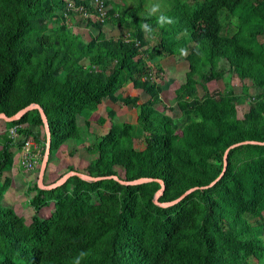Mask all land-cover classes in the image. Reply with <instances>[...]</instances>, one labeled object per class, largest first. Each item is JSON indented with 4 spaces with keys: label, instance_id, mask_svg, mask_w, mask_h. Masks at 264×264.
Wrapping results in <instances>:
<instances>
[{
    "label": "trees",
    "instance_id": "16d2710c",
    "mask_svg": "<svg viewBox=\"0 0 264 264\" xmlns=\"http://www.w3.org/2000/svg\"><path fill=\"white\" fill-rule=\"evenodd\" d=\"M75 1L91 13L78 23L98 29L89 40L69 24L73 10L67 0H0V112L9 115L39 103L51 127V161L68 138L85 140L77 114L110 98L135 108L137 122L122 121L106 107L108 117L98 120L110 119L111 127L87 145L98 153L87 172L163 179L160 201L198 187L163 207L154 201L161 187L157 180L125 185L74 174L53 188L36 180L28 190L34 191L31 224L3 199L13 184V147L20 149L30 135L42 145L41 131L26 122L44 126V121L38 108L15 120L0 119L5 127L0 133V264H75L81 252L80 264H264V142L231 147L222 177L204 186L223 170L231 144L264 141V89L240 117L233 89L214 95L208 87L210 80L242 70L232 61L239 54L250 62L251 83L264 88V0H169L171 6L159 14L146 9V0H125L132 6L107 0L104 18L95 0ZM162 15L173 22L161 25ZM107 22L124 26L127 34L110 37ZM156 28L160 39L149 53L148 38ZM169 56L189 65L174 90V101L190 119L184 128L165 107L155 106L162 103V86L148 57L157 58L161 71L160 60ZM128 82L149 98L138 102L137 96L116 94ZM242 87L247 91L248 84ZM46 137L45 132L44 144ZM141 137L146 146L138 149L135 139ZM100 191L105 194L99 204L87 208L84 194ZM51 202L56 211L45 216L41 210Z\"/></svg>",
    "mask_w": 264,
    "mask_h": 264
},
{
    "label": "rangeland",
    "instance_id": "374dc122",
    "mask_svg": "<svg viewBox=\"0 0 264 264\" xmlns=\"http://www.w3.org/2000/svg\"><path fill=\"white\" fill-rule=\"evenodd\" d=\"M68 6H70L73 10V12L69 15V24L74 23L73 29L76 31H81L83 32V36L85 39H89L91 36V31H97L96 28H87L88 26L85 25H80L78 22H80L81 20H86L89 15L85 12V8H76V6H73L74 3H76L75 0H67ZM107 1V0H106ZM122 1V0H119ZM124 3L127 4V6H132L133 1H130L127 3V1L123 0ZM72 4V5H71ZM159 6L158 10H156L155 12L153 11V7L154 6ZM170 1L169 0H146V9L150 10L151 12L155 13V14H159L163 11H165L168 7H170ZM72 17L74 19H72ZM112 23V22H111ZM76 25V26H75ZM83 26V27H80ZM110 32L108 31V35L113 36V34L115 35L114 37H118L120 35L121 32H119L118 28H115L114 25L110 24ZM107 30V29H106ZM120 31H122V34H127V29L123 26H121ZM158 28L153 29V36L149 37V53L153 52V48L152 46L155 45L156 43H158L159 39H160V34L157 32ZM262 39H264V34L261 36ZM232 61L236 64H240L242 66V70L239 72L237 69L235 70V72H232L229 76L225 77V78H218V79H212L208 82V87H209V91L214 94V95H218V93L226 88L229 87L231 89H233L235 91V93L237 94V112L238 115L240 117H242L244 115V111H246L250 105V103L252 102V100H254L253 95H255V93H257L260 90H263V87H259V86H254L251 83V79L249 78V75L251 73L250 71V62L247 61L246 59H244L241 55L239 54H233L232 55ZM157 60V58H150L148 57V61L149 64L152 65V69L153 71V78L162 85V91H161V99H163V103H159L157 105V108L159 110H164L165 107V113L170 114L174 117L176 123H178V125H180L182 128H184L186 126V124L190 121L189 117L183 113L177 106V103L174 101V89L176 86H178L179 82H182L185 80V69H187L189 67L188 65V61H183L180 59H177L176 56H169L167 58H164L162 60H160V62L162 63V70L158 71V69L160 67H158L155 64V61ZM246 83L248 84V89L247 91H243V87L242 84ZM178 84V85H177ZM203 93V89L202 87L198 84V94H202ZM140 102V100H139ZM129 108V113L127 114L128 117L131 118V121H133L134 119H136L134 112L135 109L133 107H128ZM125 109V108H124ZM99 116V115H98ZM129 118V119H130ZM121 119V118H120ZM127 119V118H124ZM123 121V120H122ZM83 122V121H82ZM26 125L32 126L34 129L36 130H40L41 131V136L40 137V141H42V145H40L42 148L43 146L46 147V144H44V136H45V129L43 125H36L32 123V120L30 119L29 121L26 122ZM99 125V124H97ZM5 129L4 124L0 121V133L3 132ZM135 146L137 148H144L145 147V139L144 137L141 138H136L135 139ZM83 148V147H82ZM85 152V151H83ZM42 153V152H41ZM89 157H91L90 154L86 153ZM44 155V152H43ZM43 155H41V161L43 158ZM41 161L37 164V166L34 168L36 169V172L31 173V171H28L29 169L25 168L24 165H21L19 167V169L24 172L25 174L23 175L22 180V187H16L17 190V194L16 195H10V199L6 201V206L8 207H15L16 210H18L19 213L23 214L27 220V222L29 223H33L32 220V215L34 213V207L29 203V197L31 195V192L28 191V180H30V178L32 177L33 181L35 179H38V175H39V170H40V165H41ZM82 162V161H81ZM80 164V163H79ZM87 168V167H86ZM81 169L85 172H87V169ZM116 169L121 173L122 176H124V169L121 166H117ZM68 169L67 168H63L60 166L59 162L53 160L51 164H49L48 166V174H45V182H52L55 181L56 179H58V177H60V175L64 174ZM18 186V184H17ZM104 190V189H103ZM102 194H105V192L100 191L99 193H85L84 194V198H83V202L84 205L87 208H91L93 206H96L99 204L100 202V196ZM15 197V198H14ZM5 199V198H4ZM4 201V200H3ZM42 213L45 216L51 215L54 211H56V204L54 202H51L48 205H45L42 208ZM261 222H264V211L262 212V217H260ZM255 260V258H253V261Z\"/></svg>",
    "mask_w": 264,
    "mask_h": 264
},
{
    "label": "crops",
    "instance_id": "0c3cea01",
    "mask_svg": "<svg viewBox=\"0 0 264 264\" xmlns=\"http://www.w3.org/2000/svg\"><path fill=\"white\" fill-rule=\"evenodd\" d=\"M116 1L121 3L122 5L125 4L123 0L122 1L116 0ZM87 12L89 13V11H87ZM89 14H91V13H89ZM110 24L114 25L115 28H118L119 32H121L120 35H122V31H120V28H121L122 25H120L118 23L107 22L105 24V29H107V31L109 33H111L110 30H109L110 29V27H109ZM80 27H83V26H80ZM87 28H96V27L92 25V26H89ZM76 32H80L83 35V32H81V31H76ZM97 32H98V29H97L96 32L94 30L91 31L90 38L92 37V34H95ZM114 36L115 35L113 34V37ZM110 37H111V35H110ZM89 39H87V40H89ZM180 83L181 82H179L178 84H180ZM116 94H120L122 96H125L127 94L128 95H132V96H137L138 97V102H139V100H140V102H144V101H146L149 98V96L146 94V92H144L143 90H141L139 88H134L132 83H130V82L125 84ZM162 103H163V99H162ZM157 104H159V103H157ZM157 104L155 105L156 108H157V106H159ZM108 106L112 107L116 111L117 116H119V118H121V120L127 121V122H132V123H136L137 122L138 115L136 114V109L135 108H134L135 109L134 115H135L136 119L131 121V118L127 116V114H130L129 113L130 110H129L128 106H122L120 104V102H113L110 98H104L103 101L100 102L97 105L96 108H94L92 110L85 109V110H83V111H81L80 113L77 114V116H78L77 117V122H78V124H79V126L81 128V133H82L83 137L85 138V140L83 142H78L74 138H68L60 146V148L57 151L55 157L50 161L49 164H51L52 161L55 160V161L59 162L61 167L67 168L68 170H70V166H72V165H74V168H77V169H85L88 166V164L90 163V161L94 157H96L97 154H98L96 152L90 151L88 149L87 145L90 144V143L96 142L111 127L110 119L107 118V121L104 124H100V122L98 120L99 117H108L107 116V112H106V107H108ZM124 118H127V119H124ZM97 124H99V125H97ZM145 146H146V143H145ZM17 149H18L17 147H13V151H14V154H15V166L13 167V184L9 188V190L5 193V196H4L5 199H3L4 200L3 201L4 204H6V201L10 199V195L17 194L16 193L17 192L16 187H19V186L22 187V185H23L21 179L23 178V175L25 173L22 172L19 169V167L21 165H23V164L18 159L19 155H18V153H16ZM138 149H140V148H138ZM83 151H85L86 153L90 154L91 157H89ZM34 168L29 169L28 171H31V173H33V172L35 173L36 169H34ZM46 173L47 174L49 173L48 172V168H47ZM36 180L37 179H35L34 181H36ZM34 181H33L32 177L30 178V180H28V183H29L28 184V190H29V186L34 184ZM17 184H18V186H17ZM14 192H15V194H14ZM33 192L34 191H32L31 194Z\"/></svg>",
    "mask_w": 264,
    "mask_h": 264
},
{
    "label": "water",
    "instance_id": "95a60500",
    "mask_svg": "<svg viewBox=\"0 0 264 264\" xmlns=\"http://www.w3.org/2000/svg\"><path fill=\"white\" fill-rule=\"evenodd\" d=\"M33 108H38L40 115L44 121V129H45L46 136H47L46 137V147H45L44 155H43V158L41 161L39 175H38V179H37L39 186L42 188H53V187L59 186V185L63 184L70 176H72L74 174H77V175H79L85 179H88V180H94V179L101 180V179H107V178H114L117 181H119L120 183L125 184V185L140 184V183H145V182L157 180L161 183V187L157 191L155 198H154V201L156 204H158L160 206L168 207V206H171V205H174V204L180 202L182 198H184L187 194H189L191 191H193L194 189H196L198 187V186H192V187L188 188L178 198H176L172 201H160V196L164 193L165 188H166V184H165V181L163 179H155L152 177H141V178H137V179H133V180H127L125 178L120 177L117 174L110 175V176H97V175H93L89 172H85L83 170L73 168V169L66 171L64 174H62L55 181L45 182V174H46V170L48 168V165L50 162V156H51L52 132H51V127L49 124L48 117L46 116V113H45L43 107L37 102H31V103L27 104L26 106L18 109L13 114L7 115L4 112H0V119H4L5 121L18 119L24 112H26L30 109H33ZM248 142H264V141H260V140H256V139H245V140H241V141H238V142L231 144L225 152V157H224L225 161H224L223 170L215 179H213L210 183H208L204 186L213 185L218 179H220L222 177V175L224 174V172L227 168L228 155H229L230 148L233 146H236V145H239L242 143H248Z\"/></svg>",
    "mask_w": 264,
    "mask_h": 264
},
{
    "label": "built area",
    "instance_id": "2783aa9c",
    "mask_svg": "<svg viewBox=\"0 0 264 264\" xmlns=\"http://www.w3.org/2000/svg\"><path fill=\"white\" fill-rule=\"evenodd\" d=\"M99 10V17L104 18L107 17V9H106V0H95ZM72 5V4H71ZM73 6H76L74 3ZM78 9L79 7L76 6ZM81 8H84L83 6ZM87 12V9H85ZM11 132L13 135H18L17 127L14 126L11 128ZM39 141L32 135L28 136L23 144V146L17 149L19 155V161L28 169H32L37 166V164L41 161V155H43V148L40 146ZM42 152V153H41Z\"/></svg>",
    "mask_w": 264,
    "mask_h": 264
},
{
    "label": "clouds",
    "instance_id": "9594fccd",
    "mask_svg": "<svg viewBox=\"0 0 264 264\" xmlns=\"http://www.w3.org/2000/svg\"><path fill=\"white\" fill-rule=\"evenodd\" d=\"M158 5L157 6H154L153 7V11L155 12L156 10H158ZM161 25H163L165 22L166 23H172L173 21L170 19V18H167V17H165V16H160V18H159V21H158ZM145 29H148V25H144L143 26ZM181 54L182 55H186L187 53H186V50H184V49H181ZM85 255V253H83V252H81L80 254H79V256L75 259V264H80V261H81V258L83 257Z\"/></svg>",
    "mask_w": 264,
    "mask_h": 264
}]
</instances>
